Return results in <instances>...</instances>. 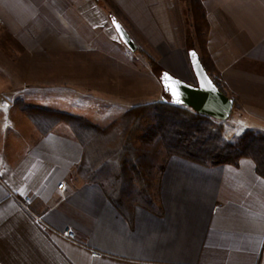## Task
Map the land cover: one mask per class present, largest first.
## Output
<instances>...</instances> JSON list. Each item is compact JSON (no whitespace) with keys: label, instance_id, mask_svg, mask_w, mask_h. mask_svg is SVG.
<instances>
[{"label":"crops","instance_id":"1","mask_svg":"<svg viewBox=\"0 0 264 264\" xmlns=\"http://www.w3.org/2000/svg\"><path fill=\"white\" fill-rule=\"evenodd\" d=\"M201 5L208 53L238 111L223 134H264V0ZM187 16L188 0H0V264H264V178L251 158L170 156L149 208L80 174L79 128L59 120L105 128L166 100L141 52L193 83Z\"/></svg>","mask_w":264,"mask_h":264},{"label":"trees","instance_id":"2","mask_svg":"<svg viewBox=\"0 0 264 264\" xmlns=\"http://www.w3.org/2000/svg\"><path fill=\"white\" fill-rule=\"evenodd\" d=\"M189 12L193 17L191 26L203 48V54L198 55L200 62L215 85L226 94L219 72L207 50L208 22L201 0H188ZM190 49L196 50L194 46ZM146 57L151 68L154 70L157 67L160 71L157 75L159 78L164 69L147 54ZM165 96L166 100L128 109L105 128L96 127L68 113H59L60 118H66L70 123H79L77 132L82 136L84 157L78 172L91 180L100 181L110 196L128 197L149 208L154 207L156 194L150 192L148 180L160 151L161 154L163 152V159L158 167L159 172L170 156L206 166H237L242 157H249L255 163L256 172L264 178L263 133L245 129L236 140H229L224 136L219 120L196 113L188 107L175 105L170 102L167 94ZM142 117L148 118L149 123L145 124L138 136L139 146L135 147L132 133ZM134 182L139 184L140 189L131 198L128 189L133 187Z\"/></svg>","mask_w":264,"mask_h":264},{"label":"water","instance_id":"3","mask_svg":"<svg viewBox=\"0 0 264 264\" xmlns=\"http://www.w3.org/2000/svg\"><path fill=\"white\" fill-rule=\"evenodd\" d=\"M111 21L121 42L130 51H136L137 44L127 30L116 18L111 17ZM116 25H119L120 31H117ZM188 58L195 76V83H188L164 70L159 76L164 93L167 94L170 102L175 105L188 107L196 113L209 116L216 120L223 121L228 119L233 109V99L224 94L215 85L200 62L196 50H188ZM165 74L169 78H166ZM166 85L169 86L167 90ZM173 90L180 93V103L175 101Z\"/></svg>","mask_w":264,"mask_h":264},{"label":"rangeland","instance_id":"4","mask_svg":"<svg viewBox=\"0 0 264 264\" xmlns=\"http://www.w3.org/2000/svg\"><path fill=\"white\" fill-rule=\"evenodd\" d=\"M187 17H188V27L186 28L187 29L186 32H187V38L188 39L186 40V42H187L186 43V51L191 46H194L195 49H196V52L198 53V55L203 54L201 52L203 50V48L201 46V40L198 39V38H196L194 28L191 26V22L193 21V17L191 16V13L190 12L188 13V16ZM135 52L136 51H134L132 53L135 54ZM130 53H131V51H129V54ZM141 53H142V55H143V57L145 59V63H147L150 66V64H149V62L147 60L146 54H143V52H141ZM153 71H154V73H155L156 76L160 73V71L158 70L157 67H155ZM193 83H195V81ZM29 111L31 112L32 110H29ZM237 112H238L237 109L233 108L232 109V112H231V115L229 116L230 119L228 118V119L223 120V121L219 120L218 123L222 126V129L225 126V130H227V131L233 130V127L234 126L232 128L230 126L234 125L233 124L234 116L237 114ZM69 115L71 116L72 114H69ZM72 116H74V115H72ZM61 119L64 120L66 123H68L70 125V127L75 126V129L76 128H79V123L78 124H76V122L75 123L74 122L73 123L72 122L70 123V122H68L66 120V118H60L59 117V120H61ZM147 122H148V119L146 117H142L141 120H140V122H139V124L136 126V128L134 129V131L132 133V138L131 139H132V142H133V144H134L135 147L136 146H139V141H138L137 138H138L139 134L144 130V126H145V124ZM250 122H252V121H250ZM162 154H163V152H162ZM162 154H161V151H160V153H159L160 156L159 157H156L155 167H154V169L152 171L151 177L148 180L149 185L151 187L150 192L153 193V195L156 194V188H157V182H158V175H159V169H158V167L161 164V160L163 159L162 158L163 157ZM136 180H138V179H136ZM139 189H140L139 184H137V183L134 182L133 187H131L130 189H128V191L129 190L131 191V193H129L130 197L131 198L132 197L134 198V195L137 193V191H139Z\"/></svg>","mask_w":264,"mask_h":264},{"label":"built area","instance_id":"5","mask_svg":"<svg viewBox=\"0 0 264 264\" xmlns=\"http://www.w3.org/2000/svg\"><path fill=\"white\" fill-rule=\"evenodd\" d=\"M63 185H64L63 183H59V184H57V189H59L60 191H63V190H64ZM28 201H29V198L26 197V198L24 199V201L22 202V206H24V208H25L26 210H29V208H28L27 205H26V203H27ZM63 235L66 236L67 238L73 240V241L76 240V239H75V234H74V232H72V231H68V230H66V231L63 233ZM93 255H95V256H100L101 253L98 252V251H93Z\"/></svg>","mask_w":264,"mask_h":264},{"label":"snow or ice","instance_id":"6","mask_svg":"<svg viewBox=\"0 0 264 264\" xmlns=\"http://www.w3.org/2000/svg\"><path fill=\"white\" fill-rule=\"evenodd\" d=\"M114 23H115V21H114ZM116 27H117V31H120V27H119V25H116ZM193 55H194V54H193ZM165 77H166V78H169V77H167V74H165ZM168 87H169V86L166 85V90H167ZM173 96L175 97V101H176L177 103H180V93H179L178 91L173 90Z\"/></svg>","mask_w":264,"mask_h":264}]
</instances>
